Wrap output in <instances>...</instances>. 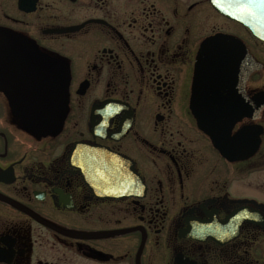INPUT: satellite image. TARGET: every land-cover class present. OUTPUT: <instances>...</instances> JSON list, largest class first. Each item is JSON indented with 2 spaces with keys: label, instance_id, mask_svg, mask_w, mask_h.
Returning a JSON list of instances; mask_svg holds the SVG:
<instances>
[{
  "label": "flooded vegetation",
  "instance_id": "1",
  "mask_svg": "<svg viewBox=\"0 0 264 264\" xmlns=\"http://www.w3.org/2000/svg\"><path fill=\"white\" fill-rule=\"evenodd\" d=\"M0 29L52 89L40 132L0 92V264H264V0H0Z\"/></svg>",
  "mask_w": 264,
  "mask_h": 264
},
{
  "label": "water",
  "instance_id": "2",
  "mask_svg": "<svg viewBox=\"0 0 264 264\" xmlns=\"http://www.w3.org/2000/svg\"><path fill=\"white\" fill-rule=\"evenodd\" d=\"M201 61H204V59H197L196 69H198ZM201 82L198 80L197 75L194 80L195 89L201 86ZM213 82L214 74H211V78L207 83L213 84ZM0 92L5 95L13 112L22 119L28 129L35 132L46 129L45 120L51 109L50 94L52 89L44 82L42 75L19 57L9 46L8 37L2 29H0ZM193 101L197 104L201 103L198 94L194 96ZM214 104L213 99H211L207 101L206 108L215 109ZM218 118L211 115H196L198 125L210 136L215 147L221 151L224 157L232 159L229 133L224 130H217L214 124L215 119ZM221 118L226 119L228 117L222 116ZM257 144L258 139L255 137L247 149V155L255 151ZM238 154V158L245 157L240 152ZM44 223L46 222L44 221ZM58 231L66 235H76L70 232ZM80 235L86 236L87 234Z\"/></svg>",
  "mask_w": 264,
  "mask_h": 264
},
{
  "label": "rangeland",
  "instance_id": "3",
  "mask_svg": "<svg viewBox=\"0 0 264 264\" xmlns=\"http://www.w3.org/2000/svg\"><path fill=\"white\" fill-rule=\"evenodd\" d=\"M253 178L255 179L254 187L258 188L261 191H264V185L261 186L259 183L264 181V169H260L259 171L255 170L253 174Z\"/></svg>",
  "mask_w": 264,
  "mask_h": 264
}]
</instances>
